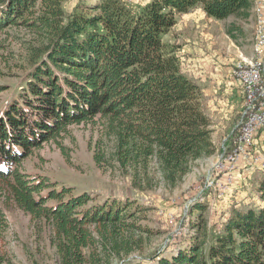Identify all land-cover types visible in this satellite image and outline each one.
<instances>
[{"label":"trees","instance_id":"obj_1","mask_svg":"<svg viewBox=\"0 0 264 264\" xmlns=\"http://www.w3.org/2000/svg\"><path fill=\"white\" fill-rule=\"evenodd\" d=\"M255 4L148 0L135 10L129 0H82L68 13L64 0H0V34L14 27L29 34L25 79L0 111V193L52 222L61 264H111L141 249L138 231H160L142 225L149 208L131 193L125 201L93 204L89 193L30 178L19 163L49 142L68 154L59 138L70 126L102 122L115 160L135 182L152 184V163L168 184L182 181L192 161L212 155L215 145L203 87L182 69L179 46L165 37L179 14L201 6L217 20L235 16L226 30L238 41ZM94 158L105 161L99 144ZM256 192L260 203H234L214 231L206 203H194L189 234L156 264H264V177Z\"/></svg>","mask_w":264,"mask_h":264},{"label":"rangeland","instance_id":"obj_2","mask_svg":"<svg viewBox=\"0 0 264 264\" xmlns=\"http://www.w3.org/2000/svg\"><path fill=\"white\" fill-rule=\"evenodd\" d=\"M81 1L64 0V6L70 13ZM129 1L137 10L148 0ZM262 1L255 0L256 10L253 9L252 16L243 22L245 34L238 41L226 30L227 25L236 19L235 16L219 20L212 28L209 25L203 34L195 33L190 41L185 40L184 36L179 37V32L174 28L165 37L168 43L179 46L182 69L203 87L215 145L212 155L192 161L191 170L182 181L176 185L168 184L161 177L156 163H152L148 177L152 184L147 180L141 184L135 182L133 174L125 172L115 160L114 142L106 135L102 122L70 126L67 134L59 138L66 145L68 154H64L58 142H49L33 148L28 157L19 163L20 171L30 178L48 180L57 189L68 187L74 193H89L93 204L113 197L125 201L131 193L132 198L140 205L149 208L146 219L141 223L160 232L138 231L137 235L142 239L141 249L124 258H112L111 264H156L162 254L175 250L181 244V236L189 234V219L195 213L191 207L196 202L206 203L205 214L211 231L222 224L234 203H260V194L256 190L264 177V164L252 163L254 155H264L258 140L260 135L256 137L252 156L239 161L237 169L231 175H227L225 168L217 166L222 161L223 148L231 142L229 135L235 129L237 133L234 140L236 139L242 112L247 109V99L233 74L234 67L247 64L258 66L261 59ZM209 36L212 37L206 38ZM27 37L29 34L25 30L16 27L0 34V111L12 102L25 79L27 49L24 40ZM200 46L202 50L196 48ZM241 52H251V55L241 56ZM198 57L203 58L202 62L215 63L218 77L209 75L206 67L196 70ZM193 70L199 74L195 76ZM227 79L230 82L236 81L237 84L234 83L237 86L232 83V89L240 87V91L238 93L239 89L237 90V95L229 100L228 105H219L215 100L222 94L217 92L224 90ZM98 144L106 155L102 165L97 164L94 158ZM210 181L214 182L213 186H209ZM216 182L229 187L220 191ZM0 218L6 221L4 229L0 227V264H61L53 242L51 221L26 212L8 191L0 193Z\"/></svg>","mask_w":264,"mask_h":264},{"label":"built area","instance_id":"obj_3","mask_svg":"<svg viewBox=\"0 0 264 264\" xmlns=\"http://www.w3.org/2000/svg\"><path fill=\"white\" fill-rule=\"evenodd\" d=\"M262 51L258 66L235 65L233 74L247 99V109L242 112L239 121V132L232 145L225 146L222 151V161L217 168H225L227 175L237 169L239 161L252 156L256 137L264 131V4L262 1ZM253 162L264 164V155L253 156ZM232 181L231 178L229 180ZM220 191L229 187L219 184ZM214 182L210 181L209 186Z\"/></svg>","mask_w":264,"mask_h":264},{"label":"crops","instance_id":"obj_4","mask_svg":"<svg viewBox=\"0 0 264 264\" xmlns=\"http://www.w3.org/2000/svg\"><path fill=\"white\" fill-rule=\"evenodd\" d=\"M254 10H256L255 7H254ZM217 23H219V20L215 19L214 17H211V16L207 15V13L203 9V7L200 6V7L194 8L193 10H191V11H189L187 13L179 14L178 15V22L176 23V25L173 28H174L175 31L179 32V34H178L179 37L180 36H184L185 40L190 41L191 37L194 38V36H195L194 34L195 33H197L196 35H198L199 33L203 34V31L205 30V28H207L209 25H211L210 27L212 28ZM210 37H212V36H209V37H206V38H210ZM203 40H204V38L201 39V41H203ZM201 47L202 46L196 47V48L198 50H202V49H200ZM186 49L187 48H185V50ZM188 50H190L189 47H188ZM190 51H192V49ZM240 54H241V56H249V55H251V52H249V53L241 52ZM198 58H199V61H198L199 63L197 62L198 69H196V70H199L200 67H206V69L205 68L204 69L209 72L208 73L209 75L214 76V77H218V70L217 71L215 70V69H218V67L214 66L215 63H212V62L211 63H205L206 61L202 62L203 58H201V57H198ZM203 64H206V66H204ZM193 72H194L195 76L197 74H199L198 71L195 73V71L193 70ZM221 75H223V74H221ZM221 75H219V76H221ZM226 82H227V84L225 83L224 90L223 91L218 90V92H217V93L222 94V96L219 97V99H217V97H216V100H215V101L218 102L219 105H221V104L222 105H228V102L230 103L229 100H231L232 98H235V96L237 95V90L239 89L238 93L240 91V87L241 86L238 89H236V90L232 89L231 84L234 83V82L236 83V81L230 82V80L227 79ZM220 88H222V87H220ZM214 90L216 91V89H214ZM230 90H233V91H230ZM230 92H231V95H229ZM225 93H227V94H225ZM213 100H214V97H213ZM226 101H227V103H226ZM258 140H259V142L261 144L260 149L264 150V131H262V133H260V136H259Z\"/></svg>","mask_w":264,"mask_h":264}]
</instances>
